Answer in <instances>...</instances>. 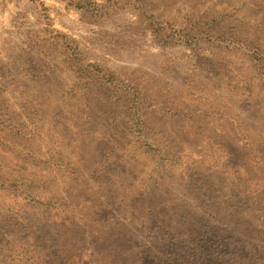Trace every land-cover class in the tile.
Wrapping results in <instances>:
<instances>
[{
    "label": "rangeland",
    "instance_id": "1",
    "mask_svg": "<svg viewBox=\"0 0 264 264\" xmlns=\"http://www.w3.org/2000/svg\"><path fill=\"white\" fill-rule=\"evenodd\" d=\"M0 264H264V0H0Z\"/></svg>",
    "mask_w": 264,
    "mask_h": 264
},
{
    "label": "trees",
    "instance_id": "2",
    "mask_svg": "<svg viewBox=\"0 0 264 264\" xmlns=\"http://www.w3.org/2000/svg\"><path fill=\"white\" fill-rule=\"evenodd\" d=\"M130 96H131V99H132L133 101H134L133 98H134V97H137V95L133 96V94H131V93H130ZM137 118H138V116H137Z\"/></svg>",
    "mask_w": 264,
    "mask_h": 264
}]
</instances>
